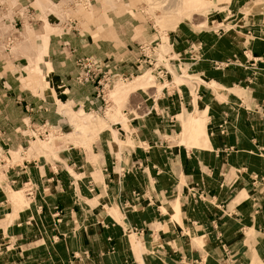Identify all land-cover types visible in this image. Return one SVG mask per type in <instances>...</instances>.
<instances>
[{"label":"crops","instance_id":"crops-1","mask_svg":"<svg viewBox=\"0 0 264 264\" xmlns=\"http://www.w3.org/2000/svg\"><path fill=\"white\" fill-rule=\"evenodd\" d=\"M105 23L110 26V19ZM41 24L43 33L35 39L42 50L36 59L47 65L45 73L58 76L63 101L81 108L65 111L79 132L76 126L99 118L84 111H99L102 105L93 98L92 85L77 84L82 73L78 62L89 58L100 63L105 49L82 35L51 39L48 47L46 18ZM261 24L247 23L240 36L226 39L222 32L189 27L173 35V65L188 66L194 74L196 104L183 90L156 99L131 96L128 107L136 116L126 109V130L122 122L112 125L122 149L102 141L90 160L84 149L68 145L57 160L30 158L10 167L7 184L29 181L34 191L30 206L19 209L1 185L0 264H264ZM18 59L13 71L0 65V81L3 73L13 76L4 79L11 91L0 104V130L10 149L23 144L18 132L25 124L53 125L57 114L51 93H24L16 83L25 62L21 55ZM123 71L135 73L133 68ZM39 73L35 67V76ZM195 110L200 114L188 116L184 125L194 145L201 146H174L180 135L177 117ZM64 140L76 142L72 133ZM53 146L47 143L42 149Z\"/></svg>","mask_w":264,"mask_h":264},{"label":"rangeland","instance_id":"rangeland-1","mask_svg":"<svg viewBox=\"0 0 264 264\" xmlns=\"http://www.w3.org/2000/svg\"><path fill=\"white\" fill-rule=\"evenodd\" d=\"M19 8H28L30 11L36 12L39 20L36 23L29 21L25 23L19 39L10 51H7L5 46L6 36L10 31L12 33V29H20L21 24L15 20L16 10ZM0 9V65L5 64L4 71L9 69L13 71L14 66L20 64L18 57L20 55L24 57L25 62L20 66L21 73L15 76L18 80L16 83L21 85L24 93L29 90L35 96L40 94V97L51 93L56 104L54 110L57 113L52 118L53 125L47 123L53 128L47 141L39 139L37 136L31 139L28 138V136L33 135L34 128H40L46 122L25 124L24 129L18 132L19 137H22V140L25 139L21 140L23 142L21 147L10 149L4 147V144L9 141L5 139L0 141V192L2 190L1 185L5 184L4 196L14 207L19 209L29 207L30 200L25 194L24 185L20 182L17 186L7 184L8 168L19 165L25 159L30 158H41L48 162L57 160L59 150L68 145L84 149L90 160L96 158L95 148L102 141L112 142L113 145L122 149L124 144L119 139V132L112 125L117 122L127 123L129 117L124 116L126 109L130 111L131 116H136V112L128 107V98L131 96L139 95L143 99L154 96L156 99L161 97L162 94L166 95L171 94L174 90H183L187 92L191 103L196 104L197 100L193 86V82H195L193 80L194 74L188 66H174V61L168 66L174 85L167 86L166 82L162 83L149 74L139 83L131 84L134 77L146 73L145 70H140L134 66V57L140 44L155 40L157 33H159L158 37L166 45L163 46V49L173 54L174 40L172 36H179L188 27L222 32L226 39L229 36H240L247 23L251 25L260 20L262 21L261 25L264 26V0H92L88 9L78 6L76 0H0ZM45 18L48 22V47L51 39L57 41L58 38L68 35L88 37L89 43L99 41V43H102L105 52L103 60L100 63L97 61L98 65L115 67L112 69H115L118 79L120 77L127 79L125 82L117 81L114 86L116 84L121 85L110 89L105 98L106 107L97 98L95 85L92 84L94 87L93 98L98 99L102 107L99 111H84L85 113H91L93 116H99V118H88L87 124L76 126L79 132L73 130L72 123L65 115V111L67 108H71L73 111H78L81 108L73 107V104L63 101L62 96L59 94L61 81L58 76L45 73L43 68L47 65L36 59L39 51L42 50V46L40 41L35 38L43 33L41 19ZM107 18L111 21L110 26L105 23ZM68 21L74 23L70 28L68 26L71 23ZM65 22H68L66 28H64ZM77 22L78 27H76ZM173 58L175 59L174 54ZM35 67L40 69V73L36 76L34 74ZM127 68H133L135 73L124 75L123 70ZM31 70L33 76L30 74ZM41 75L45 79H42ZM1 76L0 104L7 98V92L11 91L10 88L4 86L6 85L5 80L13 79V76L12 78L11 76L4 77V73ZM148 78L151 80L150 82L147 81ZM196 82L203 81L197 79ZM132 86L133 89L129 91L127 96H124ZM212 88L215 89L213 84ZM60 103L68 106L63 107ZM117 103L116 110L113 111L112 108H115ZM197 114H200L197 110L193 113L184 111L181 118L177 117L180 124V135L173 142L174 146H184L188 149L192 146H201L194 145L190 133L184 125L188 116H197ZM111 115L116 116L110 118ZM122 128L126 130L124 124ZM22 132L24 133L22 134ZM69 133H72V138L76 140L75 143L64 140V136ZM54 136H58V139L62 138V140L56 142ZM47 143L54 146L44 151L42 147H46ZM34 146L38 147L39 150L33 149ZM71 173L74 178H80L75 176L73 172ZM96 175L95 173L92 174L95 182L98 181V175ZM1 194L3 195V193ZM176 210L179 211L178 208Z\"/></svg>","mask_w":264,"mask_h":264},{"label":"built area","instance_id":"built-area-1","mask_svg":"<svg viewBox=\"0 0 264 264\" xmlns=\"http://www.w3.org/2000/svg\"><path fill=\"white\" fill-rule=\"evenodd\" d=\"M92 0H76V4L78 6L83 7L84 9H88L91 5ZM1 10V9H0ZM15 20L19 21L20 29H12V33L6 36V49L10 51L15 42L19 39L22 27L25 26V23L29 22H37L39 20L37 15L30 11L28 8H19L16 10ZM71 23L70 26L67 23ZM64 23V28L67 26L70 28L72 21H68ZM68 28V29H69ZM155 33H157L155 31ZM159 33L156 35V39L148 42L142 43L138 46L136 56L134 57V66L140 70H145L150 75H152L158 81L166 82L167 86L174 85L171 73L168 69V66L171 62L174 61L173 54L170 51L163 49V46H166L162 43L161 38L158 37ZM78 65L82 69V73L76 78V82L78 85L83 84H93L95 85V92L97 98H99L103 106L106 107L107 103L105 98L107 97V93L114 87V84L121 80L126 81V78H119L115 73V67H110L109 65L99 66L98 63L94 59L84 58L78 62ZM53 128L49 126V124L44 123L40 128H34L32 132V136H28L31 139L34 136H37L39 139L47 141L49 135L51 134ZM3 133L0 130V141H3ZM1 154V153H0ZM10 168H8L9 170ZM25 194L28 198H31L33 195L34 188L29 181H27L24 185Z\"/></svg>","mask_w":264,"mask_h":264},{"label":"bare ground","instance_id":"bare-ground-1","mask_svg":"<svg viewBox=\"0 0 264 264\" xmlns=\"http://www.w3.org/2000/svg\"><path fill=\"white\" fill-rule=\"evenodd\" d=\"M166 37H167V35H166ZM164 45H165V44H164ZM149 75H150V74H149ZM117 85H121V84H116V85L114 86V88H115ZM53 138L56 139V140H58L59 137H58V136H54ZM177 213H178V211L176 210V214H177ZM175 217H176V216H175Z\"/></svg>","mask_w":264,"mask_h":264}]
</instances>
